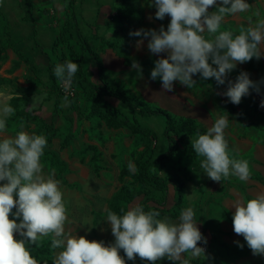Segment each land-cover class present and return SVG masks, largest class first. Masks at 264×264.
<instances>
[{"label": "rangeland", "instance_id": "1", "mask_svg": "<svg viewBox=\"0 0 264 264\" xmlns=\"http://www.w3.org/2000/svg\"><path fill=\"white\" fill-rule=\"evenodd\" d=\"M88 1L86 0L85 3ZM91 1H97L113 9L105 17L108 29L104 36L108 42L117 46L118 52L126 59L127 66L123 70H113L107 76L116 80L136 98H143L154 106H164L176 115L195 119L205 131L207 126L202 121L209 122L221 115L227 116L229 126L224 134L230 155L249 162L251 176L248 181H240L234 176L222 179L221 182L212 181L200 167L204 159L200 156L196 160L180 157L158 169L161 176L178 175L185 180V209L193 208L197 226L207 240V244L200 242L199 246H207L208 258L196 259L212 264H264V256H254L255 258L251 260L249 256H245L241 261L233 258L235 256L233 247H230L225 240L233 239L235 236L232 225L234 211L224 206V199L229 191L236 189L243 192L259 181L264 183V107L260 106L261 101L264 100V92H256L252 96L250 89V94L243 97L239 105L232 104L223 95L227 90V81L235 82L241 72H247L252 81L264 85V56L259 60L254 57L249 62L237 64L224 85H217L214 78L201 80L197 75L193 77L197 83L191 88L174 82V90L164 93L163 98L151 96L145 91L150 88L158 92L162 90L159 79L150 80L154 62L161 57L148 51L147 39L137 48L136 42L141 37H132L129 33L141 28L158 30L161 25L166 29L170 17H165L163 21L154 19L156 9L149 7L151 0ZM122 2L131 5V11L129 18L120 23L121 16L116 9ZM246 2L251 5L249 11L226 16L221 30H230L238 34L241 27L249 26L250 18L253 23L255 22L256 17L253 13L257 11L264 18V0H246ZM32 3L35 22H27L24 20L23 0H0V93L3 94L0 95V101L6 100L11 106L12 99L25 98L28 103L25 109L30 113L28 118L15 121L8 117L7 129L4 133H0V139L14 138L18 131L44 134L43 125L54 121L59 130L52 143L46 146L45 151L56 153L58 158L67 164V170L60 175L48 158L41 157V163L45 177L54 173V178L60 182L59 187L63 192L68 215L65 232L85 236L90 241H103L108 245L114 243L115 238L111 233L110 225L105 221L106 210L110 209V203L122 184H134L131 176L125 177L123 182L120 181L119 174L122 168L128 169L129 162L134 165L133 156L143 149L145 141L125 128L110 129L99 120L87 121L84 116L78 117L71 111L68 98L67 102L63 99L66 113L61 117H53V99L49 94L52 82L49 79L48 68L50 60L57 64L65 62L61 50L54 52L52 49L66 20L65 0H32ZM212 11H215V8L209 9V12ZM149 16L153 19L150 20ZM205 38L211 39L207 33ZM261 47L264 50V46ZM98 49L100 48L97 47ZM15 50H21L37 67V72H34L29 64L20 61ZM161 55L166 57V54ZM133 60L141 65L142 76L131 69ZM252 98L257 108L251 104ZM80 105L85 111L86 103L83 98H80ZM140 123L159 131L157 156L160 155L167 148L165 140L161 137L163 126L160 118H140ZM70 130L74 135L73 142L62 148L64 138ZM195 138L196 135L190 137L191 141ZM92 146L98 151L97 163L92 160L94 152L89 150ZM95 165L100 167L98 171L95 170ZM182 168L189 173V180L184 178ZM130 172L135 173V171ZM170 197H172V189ZM141 199H136L132 205ZM14 235L17 239L20 237L18 233ZM49 239L51 238H43L40 245ZM60 250H53V260ZM120 254L124 256L123 250ZM185 258L194 257L185 254ZM125 260L127 261L126 256ZM131 263L147 264V261L137 257V262L135 260ZM156 264L161 263L157 261Z\"/></svg>", "mask_w": 264, "mask_h": 264}, {"label": "clouds", "instance_id": "2", "mask_svg": "<svg viewBox=\"0 0 264 264\" xmlns=\"http://www.w3.org/2000/svg\"><path fill=\"white\" fill-rule=\"evenodd\" d=\"M149 7H155L156 20L170 17L167 28L163 25L158 30L141 28L130 31L129 35L141 37L136 42L137 48L147 39L148 51L161 57L154 62L150 80L161 81L162 93L172 92L174 82L191 88L197 83L193 78L197 75L201 80L214 78L217 85H224L237 64L264 56L261 47L264 46V18L259 11L253 13L255 22L250 18L249 26L241 27L238 34L221 30L226 16L249 11L251 5L246 0H151ZM210 8L215 11L209 12ZM205 33L211 39H206ZM131 69L142 76L137 61H132ZM78 70L79 64L71 60L55 66L54 75L65 91L70 90ZM250 89L260 91L258 83L247 72H241L235 82L227 81L223 95L232 104L239 105ZM64 99L67 102V97ZM260 106L264 107V100ZM14 112L6 100L0 101V133L6 131L7 118ZM202 122L207 131L204 134L197 131L192 148L204 158L200 167L207 177L214 182L230 176L248 181L249 162L230 155L224 134L229 118L221 115L209 121L210 126L209 122ZM46 146L43 134L26 131H18L14 138L0 139V182H3L0 183V264H39L29 245L40 247L45 237L51 238V249H61L53 264H126L125 256L128 261L139 257L149 264L165 258L173 264H189L185 254L208 258L206 249L199 246L200 242L207 244V240L197 226L191 207L183 210L175 222L159 219V211L146 212L140 203L121 209L122 215L107 209L105 221L115 238L108 245L66 233L68 215L60 182L54 173L47 177L43 174L41 157ZM128 169L135 171L131 162ZM232 207L235 209L234 233L243 237L254 256H264V193L247 201H237ZM16 233L21 239L15 237ZM235 243L244 247L239 241Z\"/></svg>", "mask_w": 264, "mask_h": 264}, {"label": "trees", "instance_id": "3", "mask_svg": "<svg viewBox=\"0 0 264 264\" xmlns=\"http://www.w3.org/2000/svg\"><path fill=\"white\" fill-rule=\"evenodd\" d=\"M85 1L65 0L66 20L52 47L54 52L61 50L64 61L71 60L79 64V70L73 78L77 93L74 97L68 98L71 111L78 117L84 116L87 121L99 120L110 129L125 128L145 141L143 149L133 156L135 173L132 174L129 169L124 167L119 174L120 181L123 182L125 177L131 176L134 184H122L110 203V209L118 215H122L121 209L127 210L136 199L142 198L138 203L144 207L146 212L159 211V219L176 220L179 218L181 211L185 209V180L178 175L161 176L158 169L165 167L175 159L178 160L180 157L196 160L198 155L192 148L190 137L196 135L197 131L200 134H204L206 131L197 124L195 119L176 115L163 107L154 106L153 103H149L143 98H136L130 95L116 80L106 76V67L93 45V41L100 39V37L98 34H87V31L84 30L86 27L83 28L84 26L80 25L82 15L78 13V8L84 6ZM23 3L25 7L24 20L35 22L32 0H23ZM116 11L121 16L119 18L121 23L124 19L129 18L131 5L122 2ZM106 26H108L107 22ZM101 43L109 45L117 56L122 57L115 44H110L102 37ZM15 52L20 61L29 64L32 70L37 72V67L21 50H15ZM89 59L96 63V79L90 73ZM56 65V62L50 60L48 68L49 79L52 82L49 94L53 99L54 118L61 117L67 111L63 104L65 96L60 92L59 80L54 75ZM125 65L127 64L125 63ZM258 85L259 92H264V85ZM256 92L251 89L252 96ZM80 98H83L86 103L85 111L81 109ZM251 104L257 108L253 98ZM27 105L25 98L16 97L12 99L11 107L15 109V112L10 116V119L15 121L28 118L30 113L25 109ZM231 109L234 111L233 107ZM140 118H160L163 126L161 137L167 145L166 150L160 155L157 156L160 139L159 131L151 126H143L140 123ZM70 121L73 123L72 119ZM43 129L45 130L43 135L47 139V145H49L59 129L54 121L45 123ZM73 139L74 135L70 130L64 138L62 148L69 146ZM89 148L94 152L92 160L97 163V148L93 146ZM42 158H48L60 175L66 172L67 164L60 160L56 153L44 150ZM94 168L97 171L100 169L98 165H95ZM182 171L184 178L189 180V173L184 168H182ZM171 189L173 190V203L169 205ZM18 239H21V237ZM50 245L51 239L44 242L40 247L29 245L32 256L38 260L39 264H53L52 253L54 249H51ZM188 261L189 264H211L199 259H188ZM160 263L173 264L167 258L160 260ZM126 264L132 263L127 260Z\"/></svg>", "mask_w": 264, "mask_h": 264}, {"label": "crops", "instance_id": "4", "mask_svg": "<svg viewBox=\"0 0 264 264\" xmlns=\"http://www.w3.org/2000/svg\"><path fill=\"white\" fill-rule=\"evenodd\" d=\"M98 3H97V1L95 2V1L89 0L87 3L84 4V6L78 8V13L80 15H82V20L80 22V25L82 27L84 26L83 28L86 27V29H84V30L87 31V34H90V35L98 34V36L100 37V39L93 41V45L96 48V50H97V47L100 48L97 50V52L99 53V56L101 57L104 65L106 67V76H107V74L109 75V72H112L113 70L121 71L127 65H125L126 59L124 58V56H122V57L117 56L116 53L114 52V50L109 45L101 43V37L105 38L107 40V38L104 36L107 32V29H108L106 26V20L107 19L105 20V17L107 14H109V12H112L113 9L108 7V6L103 5L101 3H99V4ZM109 8L111 11H109ZM96 28H98V29H96ZM109 43L112 44L111 42H109ZM101 44L103 46H101ZM99 50H100V52H99ZM88 63H89L88 67H90V70H91L90 73H92L93 78H95L96 77L95 74L97 71L96 63L90 59L88 60ZM145 92H146V94H149L151 96H157V97L159 96L158 98H163V96H165L164 93H162L160 91L158 92L155 89L152 90L151 88L149 90H146ZM156 92H158V94ZM160 107H163V108L172 112L171 109H168L164 106H160ZM245 190L246 191L243 190V192L238 191L236 189L229 191L228 195L224 199V206H226L227 208H230L232 211H235L234 207H232V206L237 201H247L248 198L252 199V198H255L257 195L264 193V183L259 181L258 183L254 184L253 187L250 186ZM168 202H169V205H171L173 203V190H172V197H170ZM162 219H166V218H162ZM178 219L169 220V221L175 222ZM234 235L235 236L233 239L232 238L231 239L226 238V240H225L230 247H233V250H234L233 254L236 256V257L234 256L233 258L240 259V261L245 256H249V258H250L249 260H251V258H255L254 255L252 254L251 250L248 248V246H246V242L244 241L243 237L237 236L235 233H234ZM236 241H239V243L243 244L244 247L243 248L239 247L235 243ZM205 247H207V246H205ZM191 259H196V258H191ZM199 260H201V259H199ZM203 261H205V260H203ZM206 262H208V261H206ZM209 263H211V262H209Z\"/></svg>", "mask_w": 264, "mask_h": 264}, {"label": "built area", "instance_id": "5", "mask_svg": "<svg viewBox=\"0 0 264 264\" xmlns=\"http://www.w3.org/2000/svg\"><path fill=\"white\" fill-rule=\"evenodd\" d=\"M59 88H60V92L67 98H71L74 97L77 93V89L74 86V82H72L71 88L68 91H65L63 84L59 81L58 82ZM204 248L207 250V247L204 246Z\"/></svg>", "mask_w": 264, "mask_h": 264}]
</instances>
